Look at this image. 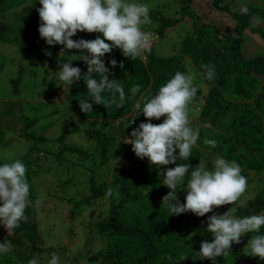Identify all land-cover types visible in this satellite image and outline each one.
Returning <instances> with one entry per match:
<instances>
[{"label":"trees","instance_id":"obj_1","mask_svg":"<svg viewBox=\"0 0 264 264\" xmlns=\"http://www.w3.org/2000/svg\"><path fill=\"white\" fill-rule=\"evenodd\" d=\"M26 1L28 0H0V14L9 7H18ZM33 1L39 4V0ZM194 1L196 0H178L180 12L175 15L176 17L154 16L156 24L154 30L158 33L159 39L169 28L178 26L179 22H181L179 25H182L185 18L189 19L192 32L186 34L177 43L179 44L176 46L177 52L161 56L152 46L143 58H136L135 60L125 57L118 48L110 54H105L103 59L106 66L111 69L110 79L117 80L123 86L126 94V102L122 107L118 108L116 105H111L105 108L103 105L92 102L88 98V94L79 93V99H87L93 104L94 110L86 114L83 113L79 107V100L74 111L81 120L99 119L104 122H114L116 119L128 117L131 123L139 117H144L143 114L137 117L130 116L134 109V101L129 98L130 89L133 85L139 84L141 86L140 92L136 95V100H139L143 95L151 97L177 71L187 74L191 67L190 61L195 65V69H200L201 74L204 72L202 65L211 64L215 66L216 79L210 81L209 84H213L216 89L211 88L207 92L208 94H204L205 101L203 104L201 106L196 105V110L199 111H197L195 126L199 129L200 137L202 129L206 127L204 124L210 123L212 127L205 129L211 130L210 139L217 141L215 148L210 145L208 147L212 152L228 160L237 161L243 168L250 169L255 173H262L264 172V56L257 54L247 57L243 52V42L245 33L258 35L264 40L263 29L251 22L253 15L264 20V8L255 4H248L246 7L248 11L244 14L232 4V1L236 0H207L215 9L227 13L234 19V34H231L221 33L209 23L199 24L201 18L196 3H193ZM192 3L193 7H191ZM1 27L0 25V29ZM1 34L0 30V36ZM16 38L25 43H32L44 51L46 49L51 51V55L47 56H53L57 60L54 63L57 71H59V66L62 63H66L58 55L55 48L48 45L45 48L41 45L38 31H19ZM209 41L211 46L207 47L206 44ZM113 58L118 64L123 61L124 67L112 68L109 61ZM72 66L80 67L83 73L87 71V65L84 62L72 64ZM93 76L97 79L100 78L99 74H93ZM199 93L198 90L197 94ZM111 95L107 90L102 93L106 99H111ZM35 122L36 118H24L19 136L38 144L45 138L40 134L30 132ZM86 134L95 137L96 141L100 143L101 163L106 162L108 158L117 159L121 156H124L125 163L128 162L127 164L124 163L119 173L116 172L112 175V183L109 187L105 183L103 185L99 182L96 176L92 174L89 178L90 190L87 195L73 204L74 207L81 209L84 205L89 206L99 198L106 197L110 201L107 216L95 224L92 238L86 240V243L92 244L87 254L90 256L93 254L97 257L96 261L88 264H199L196 256L192 254L183 256L187 258L182 260L180 256L175 255L169 249L165 242L173 238L179 240L178 238L184 236H188V242H192L205 234L213 239L212 234L207 231V224L204 223L203 218L191 212L172 215L171 219L167 221L160 216L166 213L159 214L158 218L155 215L154 218L153 215L158 213V210L155 212V209L163 205L162 198L169 192V189L166 186H160L161 180L153 171L137 170L131 164L133 153L131 148L125 145L124 138L126 135L117 138L113 134L100 130H86ZM62 139V136L58 137V140ZM110 146L115 148L111 153H108L107 150ZM65 150L75 151L83 156V159L89 157V153L85 150L62 144L59 145L57 151L58 158L62 156ZM39 154L40 152L36 148H31L19 158L27 168L26 176L30 185V199L34 202H36V198L33 193L31 178L37 172L36 161H38L39 166L44 163ZM197 162L198 154L194 147L189 159L177 161L179 164L188 165V177H190ZM170 166L174 167L175 165ZM139 181H143L141 183L149 189L144 192L142 188L136 191L129 188L137 185ZM178 192L180 195L177 194V196L183 203L185 195L179 190ZM153 194H155V198H152ZM143 199L148 200L147 211L154 212L151 220H146L144 215L137 216L130 213V206L138 204ZM231 206H236L235 215L237 216L262 214L264 213V197L258 192L252 198H248L246 208L233 204L221 206L217 210L224 213ZM26 215L29 217L27 222H22L8 236H0V242L10 240L13 245L12 252L0 254V264H28V261L46 250L39 242L37 204L35 207L27 209ZM186 230H189L190 233H187ZM260 234H264V228L261 229ZM252 235L255 233H247L244 237L249 240ZM163 237H166L164 243L157 241ZM94 241L99 246L97 249L93 247ZM243 254L244 249L241 250L236 245L235 249L232 250V257L228 255L229 258H226L233 259L235 264H264V261L252 260ZM168 256H171L172 259L169 260ZM208 262L207 259L203 264H208Z\"/></svg>","mask_w":264,"mask_h":264},{"label":"rangeland","instance_id":"obj_2","mask_svg":"<svg viewBox=\"0 0 264 264\" xmlns=\"http://www.w3.org/2000/svg\"><path fill=\"white\" fill-rule=\"evenodd\" d=\"M133 2L147 4L150 8L152 23L144 26V30L149 34V37L155 31L154 16L176 17L175 15L180 12L178 0H133ZM193 3H196L201 18L199 24L209 23L221 33L234 34V19L227 13L215 9L207 0H196ZM193 3L191 7L194 6ZM232 4L239 10L247 7L248 4H255L264 8V0H236L232 1ZM39 7H41L40 4L28 0L18 7H9L4 13L0 14V25L2 26L0 29L2 32L0 36V134L2 135L0 138V165L21 158L31 148H36L40 152L39 156L44 160V163L40 166L36 161L37 172L31 178L33 193L36 201H39L37 204L39 242L46 248L43 253L35 256L34 259L37 264H49L52 253L59 256V264L93 263L97 260V257L93 254H91L92 256L87 254L92 244L86 243V240L92 238L95 224L107 216L109 198L108 200L106 197L99 198L89 206L84 205L81 209L74 207L73 204L82 199L84 195H87L90 190L89 178L92 174L96 176L99 182L103 185L105 183L109 187L112 183V175L122 170L126 160L124 156H121L117 159L108 158L106 162L101 163L100 143L96 141L95 137L87 135L86 130L104 131L113 134L117 138L126 135L125 141L130 136L132 129L145 121V117L137 118L133 124L130 123L128 117L116 119L114 122H104L99 119L81 120L77 117L74 107L80 100L78 94H87L84 80L74 82L70 90L63 88L58 76L59 71L56 70L54 64L57 60L53 56H47L42 48L16 38L19 31H38L40 18L37 9ZM251 22L264 31V20L253 15ZM180 23L176 27L169 28L158 42L156 41L154 49L158 55L167 56L177 52L176 46H179L177 43L186 34L192 32V25L189 24L188 18L182 21V25H179ZM97 35L100 34L78 31L77 35L72 38L91 40L95 39ZM39 40L43 47L47 45L40 35ZM206 46H211L210 41ZM49 47L55 48L58 55L65 62L71 61L72 64L84 62L80 59L82 54L75 49L62 51L63 45L59 44ZM243 52L247 57L257 54L264 56V40L258 35L245 33ZM190 64L191 67L187 74L194 77V85L200 91L191 106L192 126L196 128L198 114L196 105L201 106L205 101L204 94L209 92L211 88L216 89V87L209 84L210 81L205 79L204 75L200 73V69H195L192 61H190ZM17 78H19L18 81H16ZM26 117L36 118L30 132L40 134L45 138L38 144L19 136ZM163 119L164 117H161L160 120H152L151 122L159 124ZM205 128L202 129V135L199 137L197 145L194 146L198 154V162L194 169L201 160L210 166L211 162L217 156H220L212 152L208 148L209 145L204 143L205 139H210L212 136V131ZM60 136L63 137L62 140H58ZM62 144L85 150L89 153V157L83 159V156L77 152L65 150L62 156L58 158L57 151L59 145ZM125 145L131 148L132 151L131 144L125 143ZM114 148V146H110L107 152L111 153ZM132 153L131 164L137 170L153 171L157 178L161 180L160 186H165L162 184L163 175L161 173L171 166H162L158 170L155 165L148 163L147 158L141 160L133 151ZM241 168L242 175L246 176L248 181L245 196L252 198L260 192L264 197V172L255 173L242 166ZM141 182L143 181H139L137 185L129 188L132 191L140 188L144 192L147 191L149 188ZM179 191L185 195L183 188ZM177 194L180 195L178 191ZM152 198H155V194ZM147 204L148 200L143 199L138 204L131 205L129 208L131 215H144L146 220H151L154 212L147 211ZM156 210H158V213L153 215L154 218L155 215L158 218L159 214L166 213L160 215L161 218L165 221L171 219L172 215H170L167 204L163 203L155 209V212ZM228 210L235 215L236 206H231ZM214 211L217 214H223L217 208ZM209 215H212V213L202 217L205 224H207ZM187 233H190V231L188 230ZM9 234L4 226L0 225V236L5 237ZM187 237H180L179 240L173 238L167 242H165L166 237H163L157 241L160 243L165 242L177 256L183 257L192 254L197 259L201 241L211 242L212 240L208 234L192 242H188ZM247 242L248 240L243 236L241 243L233 244L227 255L216 258L215 264H235L233 259H230V261L227 258L231 256L236 245L241 250L244 249L243 255H245ZM93 247L96 249L99 247L96 241H94ZM91 257H96V259L90 260ZM246 257L260 262L264 261L258 257L247 255ZM206 260L197 259L199 264H203ZM208 264H213V261L209 260Z\"/></svg>","mask_w":264,"mask_h":264},{"label":"clouds","instance_id":"obj_3","mask_svg":"<svg viewBox=\"0 0 264 264\" xmlns=\"http://www.w3.org/2000/svg\"><path fill=\"white\" fill-rule=\"evenodd\" d=\"M39 4L40 37L49 46L63 45L62 51L77 50L82 54L80 59L87 65V71L83 73L80 67L72 66L71 61L62 63L58 73L62 87L70 90L74 82L83 79L87 96L92 102L105 108L111 105L122 107L126 102L124 88L117 80L110 79L111 69L106 66L103 57L118 48L125 57L135 60L143 58L156 45L159 37L157 42L150 44L149 34L144 30L145 25L152 23L149 6L133 0H39ZM241 11L246 14L248 10L245 7ZM78 31L100 35L91 40L73 39ZM152 33L158 35L156 31ZM45 54L50 56L51 51L45 50ZM109 63L112 68L124 67L123 61L118 64L114 58ZM202 68L205 79H216L214 65H202ZM93 74H99L100 78H94ZM140 87L139 84L133 85L129 98L134 101L137 116L142 113L145 121L133 128L124 142L131 144L138 158H147L158 170L162 166L175 165L161 173L162 184L169 189L162 203L167 204L170 215L191 212L204 217L212 213L207 217V231L213 239L211 242L201 241L197 259H208L215 264L216 258L227 255L233 244L241 243L245 234L255 233L246 244L245 255L264 260V234H260L264 228V213L236 216L230 210L223 214L214 211L224 205L248 206L245 196L248 181L242 175L238 162L217 156L209 166L201 160L190 177L188 165L177 163L191 157L200 137L199 129L192 126L191 106L198 92L194 77L177 71L155 95H143L136 100ZM106 90L112 94L111 99L102 96ZM79 107L85 114L94 110L87 99L80 100ZM161 117H164L161 123L151 122ZM204 143L213 148L217 146L214 139H205ZM26 172L27 168L20 159L0 165V225L7 233L27 222L26 210L39 203L30 199ZM182 188L185 191L183 203L177 196V191ZM12 250L10 240L0 242V254ZM186 258L181 257L182 260ZM168 259L172 257L168 256ZM59 260V256L52 253L49 264H59ZM28 264H37V261L32 259Z\"/></svg>","mask_w":264,"mask_h":264},{"label":"built area","instance_id":"obj_4","mask_svg":"<svg viewBox=\"0 0 264 264\" xmlns=\"http://www.w3.org/2000/svg\"><path fill=\"white\" fill-rule=\"evenodd\" d=\"M157 39H158V35L152 33L151 36H150V44L152 43V41H156ZM137 115H138V113L134 109L130 113L131 117H136ZM131 123H133V121H131Z\"/></svg>","mask_w":264,"mask_h":264},{"label":"water","instance_id":"obj_5","mask_svg":"<svg viewBox=\"0 0 264 264\" xmlns=\"http://www.w3.org/2000/svg\"><path fill=\"white\" fill-rule=\"evenodd\" d=\"M204 125H205L206 127H209V128L212 127V126L210 125V123H205ZM70 242H71V241H70ZM92 259H96V257H91L90 260H92ZM90 260H89V261H90Z\"/></svg>","mask_w":264,"mask_h":264}]
</instances>
